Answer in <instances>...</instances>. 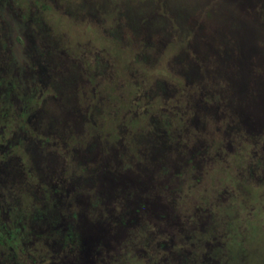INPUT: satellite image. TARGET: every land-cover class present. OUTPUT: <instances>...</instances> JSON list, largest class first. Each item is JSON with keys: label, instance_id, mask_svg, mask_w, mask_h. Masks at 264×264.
I'll list each match as a JSON object with an SVG mask.
<instances>
[{"label": "flooded vegetation", "instance_id": "obj_1", "mask_svg": "<svg viewBox=\"0 0 264 264\" xmlns=\"http://www.w3.org/2000/svg\"><path fill=\"white\" fill-rule=\"evenodd\" d=\"M261 3L255 31L264 49ZM47 5L0 0V264L206 263L218 243L205 231L204 199L218 200L226 179L252 176L264 159V57L255 55V85L244 88L208 70L215 56L197 55L198 83H185L174 112L161 109V130L144 134L130 109L117 130H104L91 51L75 58V104L57 109L52 77L62 68L49 64L57 44L40 24Z\"/></svg>", "mask_w": 264, "mask_h": 264}, {"label": "rangeland", "instance_id": "obj_2", "mask_svg": "<svg viewBox=\"0 0 264 264\" xmlns=\"http://www.w3.org/2000/svg\"><path fill=\"white\" fill-rule=\"evenodd\" d=\"M38 1L48 4V9L40 13L44 17L41 27L48 33L46 40L52 46L57 44L49 64L62 68L52 77L53 86L62 95L57 109L61 105L68 110L75 104L70 87L71 81L79 78L75 58L81 57V50L91 51L86 53V61L94 63L89 67L90 78L99 83L94 114L99 127L104 123V130H117L121 121L127 120L128 109L140 114L136 126L144 128V134L161 130L165 121L161 109L167 107L170 111L169 105H182L175 100L186 93L185 83H198L200 72L193 63L197 55L215 56L217 62L208 70H223L227 83L244 88L255 85V57H264L258 38L262 29L255 31V0ZM259 5H264V0ZM232 77L237 78L236 82ZM177 85L180 91H176ZM81 105L84 110L85 103ZM193 113L191 108L190 115ZM202 116L197 125L203 124ZM131 139L129 143L136 142ZM136 155L143 156L139 152ZM263 160L255 161L252 176L245 170L232 181L226 179L223 187L227 192L218 200L204 199L203 207L211 203L205 231L212 234L210 241L218 243L215 254L204 264H264ZM250 177L247 182L245 178ZM193 181L191 178L190 184ZM147 258L149 253L141 259ZM193 260L192 256L181 263L167 264H202Z\"/></svg>", "mask_w": 264, "mask_h": 264}]
</instances>
